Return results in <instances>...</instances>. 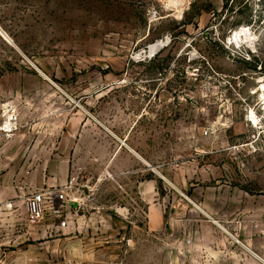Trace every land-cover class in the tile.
<instances>
[{
  "label": "rangeland",
  "instance_id": "obj_1",
  "mask_svg": "<svg viewBox=\"0 0 264 264\" xmlns=\"http://www.w3.org/2000/svg\"><path fill=\"white\" fill-rule=\"evenodd\" d=\"M263 90L264 0H0V260L264 264Z\"/></svg>",
  "mask_w": 264,
  "mask_h": 264
},
{
  "label": "built area",
  "instance_id": "obj_2",
  "mask_svg": "<svg viewBox=\"0 0 264 264\" xmlns=\"http://www.w3.org/2000/svg\"><path fill=\"white\" fill-rule=\"evenodd\" d=\"M2 117V106H1ZM13 121V120H9ZM0 121V134L4 130ZM21 203L25 205L28 216L31 220L38 219L41 215H48L51 219L59 217L64 206L67 203L66 192L63 189L45 188L31 193L21 194L17 197ZM2 209L10 210L13 208V203H0ZM65 221L60 222V227L65 226ZM0 264H6L5 260H0Z\"/></svg>",
  "mask_w": 264,
  "mask_h": 264
},
{
  "label": "bare ground",
  "instance_id": "obj_3",
  "mask_svg": "<svg viewBox=\"0 0 264 264\" xmlns=\"http://www.w3.org/2000/svg\"><path fill=\"white\" fill-rule=\"evenodd\" d=\"M172 2H173V0H172ZM161 46H162L161 44H155V45L150 46L149 53L151 54L153 52H156L157 50L160 49ZM262 85H263V83H262ZM261 96H262V99L264 100V90H263Z\"/></svg>",
  "mask_w": 264,
  "mask_h": 264
},
{
  "label": "trees",
  "instance_id": "obj_4",
  "mask_svg": "<svg viewBox=\"0 0 264 264\" xmlns=\"http://www.w3.org/2000/svg\"><path fill=\"white\" fill-rule=\"evenodd\" d=\"M161 52H162V51L160 50V51L156 54V56H158L159 54H161Z\"/></svg>",
  "mask_w": 264,
  "mask_h": 264
}]
</instances>
